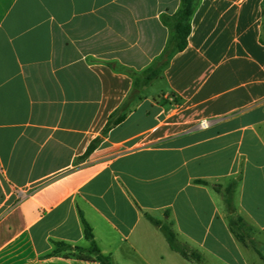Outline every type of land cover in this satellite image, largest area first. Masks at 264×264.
Masks as SVG:
<instances>
[{
    "label": "crops",
    "instance_id": "crops-1",
    "mask_svg": "<svg viewBox=\"0 0 264 264\" xmlns=\"http://www.w3.org/2000/svg\"><path fill=\"white\" fill-rule=\"evenodd\" d=\"M180 6L0 0V264H100L57 246L89 247L82 216L113 264H264L235 234L264 247V0H200L155 80L166 100L146 88L107 130Z\"/></svg>",
    "mask_w": 264,
    "mask_h": 264
},
{
    "label": "trees",
    "instance_id": "trees-1",
    "mask_svg": "<svg viewBox=\"0 0 264 264\" xmlns=\"http://www.w3.org/2000/svg\"><path fill=\"white\" fill-rule=\"evenodd\" d=\"M199 2L200 0H181V6L171 22L172 36L169 40L167 49L163 55L153 63V65L135 77L133 90L121 105L119 110L115 113L113 118L108 122L107 130L112 126H116L121 123L134 107L146 99V88L152 85L156 79L162 77V71L168 65L170 58L187 47L188 37L192 28V17L199 5ZM93 148L94 145L89 148V151ZM215 189L223 195L228 213L230 215H234L236 213V207L234 204V187L229 186L227 188H222L221 186H218ZM150 220L156 227L161 229L172 250L179 252L186 259H193L199 263L202 262V258L198 253L190 251L179 242L176 233L172 230L169 224L154 218H150ZM235 220L240 223V225H245V221L241 216H237ZM82 221L84 225L85 238L89 242V247L86 249L81 247L72 248L71 246H67L65 244H57V246L62 245L67 249H74L80 253L85 252L93 254L100 264H113L111 258L101 252L95 241L93 229L86 222L83 216ZM235 234L238 239L244 241L243 235H238L236 232ZM251 243L254 244L253 241H251ZM258 252L264 258V253L261 251Z\"/></svg>",
    "mask_w": 264,
    "mask_h": 264
},
{
    "label": "rangeland",
    "instance_id": "rangeland-1",
    "mask_svg": "<svg viewBox=\"0 0 264 264\" xmlns=\"http://www.w3.org/2000/svg\"><path fill=\"white\" fill-rule=\"evenodd\" d=\"M164 83L160 80H157L155 82L152 83V85L149 86L148 91H147V95H151V97H154V99H156L159 103L165 101V97L163 95H158V91L162 88H164ZM238 213L234 216V227H238L240 226V223H238L235 219L237 217ZM246 230V228H245ZM237 234L241 235L240 232L237 230ZM244 242L250 243L251 245H253L255 247V249H257L258 251H261L262 253H264V247L260 242L254 241V244L251 243V239L250 236H247L246 234L243 236Z\"/></svg>",
    "mask_w": 264,
    "mask_h": 264
},
{
    "label": "built area",
    "instance_id": "built-area-1",
    "mask_svg": "<svg viewBox=\"0 0 264 264\" xmlns=\"http://www.w3.org/2000/svg\"><path fill=\"white\" fill-rule=\"evenodd\" d=\"M203 126H207V122H204V123H203Z\"/></svg>",
    "mask_w": 264,
    "mask_h": 264
}]
</instances>
